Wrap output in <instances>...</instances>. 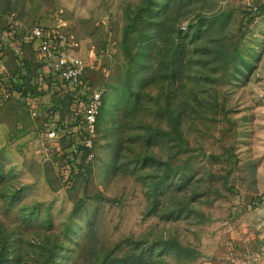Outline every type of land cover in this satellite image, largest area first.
Wrapping results in <instances>:
<instances>
[{"label": "rangeland", "instance_id": "rangeland-1", "mask_svg": "<svg viewBox=\"0 0 264 264\" xmlns=\"http://www.w3.org/2000/svg\"><path fill=\"white\" fill-rule=\"evenodd\" d=\"M0 264H264V0H0Z\"/></svg>", "mask_w": 264, "mask_h": 264}, {"label": "built area", "instance_id": "built-area-1", "mask_svg": "<svg viewBox=\"0 0 264 264\" xmlns=\"http://www.w3.org/2000/svg\"><path fill=\"white\" fill-rule=\"evenodd\" d=\"M29 35L51 79L63 84V92L68 88L75 92L72 93L73 106L78 110L84 132L89 138H93L97 117L102 106L103 91L89 89L86 83H82L86 63L80 58L68 55L64 49L66 39L61 35L58 36L60 38L58 46L55 43L53 32L34 27ZM55 136L54 131L48 133L49 138ZM85 146H91L90 139H85Z\"/></svg>", "mask_w": 264, "mask_h": 264}, {"label": "trees", "instance_id": "trees-1", "mask_svg": "<svg viewBox=\"0 0 264 264\" xmlns=\"http://www.w3.org/2000/svg\"><path fill=\"white\" fill-rule=\"evenodd\" d=\"M48 79H49V83L51 84L50 86L52 87V88H57V90L59 89V91H61V92H63L64 91V89H62V85L63 84H61V83H59V82H57V81H53L52 79H51V77L48 75ZM65 95H68L69 97H70V99H72V93H75L74 91H70V89L68 88V90L67 91H65V92H63ZM102 99H103V97H102ZM73 106V105H72ZM74 109H76L77 110V108H75L74 107Z\"/></svg>", "mask_w": 264, "mask_h": 264}, {"label": "crops", "instance_id": "crops-1", "mask_svg": "<svg viewBox=\"0 0 264 264\" xmlns=\"http://www.w3.org/2000/svg\"><path fill=\"white\" fill-rule=\"evenodd\" d=\"M41 71L44 72L43 75H42V77H44V79L45 78L47 79L48 78V75H49L48 71L44 67H43V69H41Z\"/></svg>", "mask_w": 264, "mask_h": 264}]
</instances>
